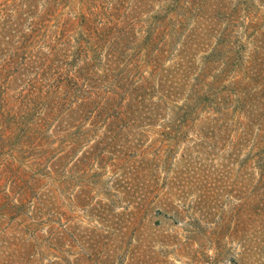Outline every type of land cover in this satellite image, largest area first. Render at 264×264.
<instances>
[{"label":"trees","instance_id":"trees-1","mask_svg":"<svg viewBox=\"0 0 264 264\" xmlns=\"http://www.w3.org/2000/svg\"><path fill=\"white\" fill-rule=\"evenodd\" d=\"M92 1L0 0V146L37 152L13 206L43 197L55 213L59 190L77 186L79 206L114 228L14 230L13 264L156 260L137 252L138 225L167 173L172 194L182 176L203 183L198 195L235 180L230 261L256 252L264 264V0H159L150 12ZM75 240L90 251L66 259Z\"/></svg>","mask_w":264,"mask_h":264},{"label":"rangeland","instance_id":"rangeland-1","mask_svg":"<svg viewBox=\"0 0 264 264\" xmlns=\"http://www.w3.org/2000/svg\"><path fill=\"white\" fill-rule=\"evenodd\" d=\"M96 1L91 2L92 7H95ZM127 1L129 6H132L133 12H142V10L146 12L149 9L154 11L159 5V0ZM109 2L110 0H106L105 4ZM15 147L16 145L14 147L0 146V264L14 262V253L11 252L14 248L10 242L11 233L14 230L19 232V229H37L36 232L43 234L51 224L56 222L64 229L68 221H71V225H74V229L79 234L84 231L82 229H114L108 226L106 221L110 217L109 212L101 213L99 218L96 210L86 211L84 207L79 206L75 199L78 192L77 186L70 193L59 190L58 209L55 213L47 211L43 197L37 200L30 199L28 203L15 209L13 204L18 203V191L23 181L29 180L30 165L37 155L36 149L32 146L23 148L22 154L16 153ZM16 155L20 157L18 160H13L12 156ZM3 164H9L6 168L7 173L2 172ZM231 168L234 167L231 166ZM169 172L172 175V170ZM165 176L160 177V192L157 194V199L155 198L152 209L142 215L144 217L138 225L143 241L147 242L146 246L141 242L142 249L137 250L139 255L145 258L155 255L156 260L147 259L149 264H244L240 261H230L238 257L241 249L240 233L237 231L236 210L239 201L235 192V180L231 178L227 183L219 181L209 186L212 190L209 194L198 195V186L204 188L203 183H196L191 178L182 176L181 181L174 184L175 188H180L179 192L172 194L170 191L172 186L168 189L167 182L163 180V178L167 179ZM104 178L109 179V176L104 175ZM39 191L42 192L43 187ZM94 196L99 198L95 194ZM70 197L73 199L71 204ZM34 201L38 203L37 207L34 206ZM118 205L117 211L122 209L120 205L124 203L120 201ZM155 209H158V212L153 213ZM127 217L126 215L125 219ZM122 224L123 222H120L116 229L118 230L119 227L126 231ZM253 238L252 236L251 239ZM93 239L91 238L89 242ZM150 244L153 247L150 248ZM82 248L90 251L88 245L83 246L75 240L73 245L66 244L63 247L64 251L61 255L66 259H73L83 253ZM35 249L38 248L35 247ZM115 249L117 247L114 245L108 249V253L115 255ZM256 255V252L254 256L249 252L246 255L247 263L245 264H255L251 262ZM45 258L47 257L44 256ZM259 259H263L264 263V245L260 249Z\"/></svg>","mask_w":264,"mask_h":264}]
</instances>
